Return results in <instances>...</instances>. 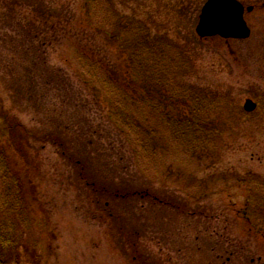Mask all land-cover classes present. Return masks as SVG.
<instances>
[{
    "label": "rangeland",
    "instance_id": "374dc122",
    "mask_svg": "<svg viewBox=\"0 0 264 264\" xmlns=\"http://www.w3.org/2000/svg\"><path fill=\"white\" fill-rule=\"evenodd\" d=\"M206 1L0 0V113L7 131L24 139L27 162L16 169L34 189L42 264H264V239L252 224L222 214L232 199L239 207L247 194H264V0H238L255 8L246 17L248 40L201 39L196 27ZM42 8L65 32L41 48L51 34H34L25 17L35 18ZM132 23L146 29L150 42L137 53L148 60L147 79L155 72L169 79L170 91L153 90L154 108L169 106L187 116L188 101L193 107L201 103L208 125L197 139H174L165 129L167 118H156L155 109L142 111L152 114L149 122L135 125L164 130L171 146L164 155L155 152V163L113 122L106 95H94L95 80L82 79L87 69L77 61L76 50L88 46L103 50L119 70L123 61L115 55V41L105 46L102 34L124 38ZM81 27L88 36L80 38ZM97 28L102 32L95 34ZM160 93L169 94L166 105L156 99ZM247 100L258 108L244 116ZM55 136L78 164L47 139ZM13 139L9 155L21 162ZM83 166L110 192L148 189L158 200L116 199L106 191L98 199L82 181ZM159 170H169L167 185ZM179 177L191 183L183 186ZM242 178L251 185H238ZM257 216L254 224L259 219L264 226ZM122 231L131 233L135 247Z\"/></svg>",
    "mask_w": 264,
    "mask_h": 264
},
{
    "label": "trees",
    "instance_id": "16d2710c",
    "mask_svg": "<svg viewBox=\"0 0 264 264\" xmlns=\"http://www.w3.org/2000/svg\"><path fill=\"white\" fill-rule=\"evenodd\" d=\"M33 15L37 18L33 17L29 20L25 17V19L27 20L29 28L32 26L34 29V34H36L38 30L43 32L45 38H47L45 35L46 33L51 34L50 42L46 40L45 42L42 41L40 44L41 48L43 46H51L52 41L59 37L57 33L65 32L62 26L63 23L59 20L58 23L51 22L52 14L49 15L43 8L35 10ZM136 30L138 33L135 32ZM145 30L146 29L141 25L133 24L132 28L127 32L129 35L126 34L124 38H120L121 36L119 33H117L118 36H116L117 34H102V43L104 42L105 46L113 45L111 43L115 41L114 47L115 49L117 48L115 50V55L118 60L123 61L119 70L115 69L107 62V57L105 55L103 56V50L101 53L87 46V48L82 47V50H76V53L78 65H82L87 69L85 74L86 78L82 79L89 78L95 80H93L95 84L91 86V90L95 96L100 97L101 93L104 92L106 95L105 99H107L111 111L115 116L113 122L120 127V130H125L126 137L130 138L136 149L139 148L143 151L147 160L153 159L152 163H155L156 151L160 152V155H164L165 151L168 153L171 149L170 143L165 140L164 130L158 129L159 131H155L152 128L137 126L135 123L137 121L142 124L149 122L148 119L152 114L148 116V114H146L147 112L142 111L147 109L149 112L155 109L154 105L156 103L153 102L151 97L156 94L153 90H157V86L162 91L168 92L170 89L169 79H160V75H156L157 72H155L153 79H147L146 73L148 72L144 70V68L148 60L144 59L143 56L140 58L137 54L138 51L142 53L143 50H147L145 46L150 44L145 37ZM94 31L95 34L102 32L99 28ZM31 34L33 36L32 30ZM85 35L88 36L84 28L81 27V33L79 34L80 38H83ZM137 60H139L138 64ZM172 76H174V73H172ZM89 84L91 83L89 82ZM158 95L159 98L156 99L162 101V104L166 105L169 94L160 93ZM135 98H141V101ZM143 100L145 102L149 101L154 105L152 108L147 107L148 105L145 104V102L143 103ZM194 101L193 98V103ZM144 106H146V108ZM186 107L190 112L187 116L173 113L169 106L165 107L166 109L164 108L163 111L159 110L161 107L155 109L156 113H154V115L156 114V118L160 117L162 121L165 118L168 119L165 129L171 131L174 139L177 137L186 139L188 136L189 138L194 137V139H197L200 132L203 133L208 126L201 114L205 112L201 103L193 107L188 101ZM171 109L173 108L171 107ZM2 114L3 113H0V148L3 147L2 151H0V264H42V255L39 249L43 243V237L36 232V229H40L42 226L39 225L40 223L37 220V216L35 217L32 214L33 203L35 202L33 197L34 189L29 180L25 182V179L28 177L27 174L21 175L20 170L16 169L17 167L20 168L27 157L26 153L23 151L24 139L19 138V140H17L18 137L15 131H7L5 124H3L5 117H3ZM243 114L244 116L250 115L244 110ZM143 115L145 117L144 122L141 118ZM160 129H163V127ZM13 135H16L17 144L15 143V150L20 155L21 162H14L9 155L12 153L11 145L14 141ZM9 136L10 138L8 139ZM158 138L163 142H159L160 140ZM47 139L51 140L54 146L56 145L61 149L63 156H66L73 161V163H79L77 159H74L70 155L68 146L61 138L55 136ZM26 162L24 163L26 164ZM159 171H156V175L161 178L160 180L163 185H167L169 179H171L169 170H163L162 172L160 171V173ZM80 174L84 184L90 186L99 194L98 199H100V193L106 191L103 194L110 193L109 195H112V197L116 199L138 196L142 198L150 197L151 199L158 200V198H155L156 196L154 193L148 189L133 190L132 192L124 194L121 192V189L112 190V192H110L105 186L102 187L100 183L93 180L88 175L89 173L86 172L84 166ZM249 176L250 175H247V178ZM179 179L182 180L183 186L191 183V181L186 178L182 179V177H179ZM236 182L240 186L245 184L246 186L251 185L250 179L246 181L242 178ZM100 203H98L99 207H101ZM236 204L237 203H234L232 199V202L226 209L224 208L225 210L222 211V214H232L237 222H244L245 226L250 227L252 224L256 234L264 239V226H262V222L259 219H255L257 222L256 225L252 217L259 218L257 214H260L264 218V194L256 192L254 194V199L247 194L239 207H237ZM104 212H110L106 206H104ZM252 212L254 214H252ZM109 215L112 217L111 212ZM22 226L24 229L22 233H19ZM121 233H123L122 237L126 239L125 242L135 247V242L132 239L133 236L131 233L127 231H122ZM260 249L263 250L262 252L264 254V247H260Z\"/></svg>",
    "mask_w": 264,
    "mask_h": 264
},
{
    "label": "water",
    "instance_id": "95a60500",
    "mask_svg": "<svg viewBox=\"0 0 264 264\" xmlns=\"http://www.w3.org/2000/svg\"><path fill=\"white\" fill-rule=\"evenodd\" d=\"M251 12L252 8H248ZM245 7L237 0H208L199 16L196 32L200 38L220 36L225 39H248L251 30L245 19ZM257 105L247 100L244 109L251 113Z\"/></svg>",
    "mask_w": 264,
    "mask_h": 264
}]
</instances>
